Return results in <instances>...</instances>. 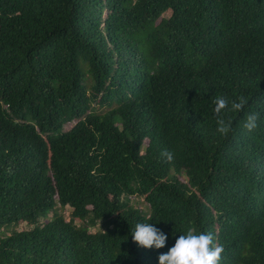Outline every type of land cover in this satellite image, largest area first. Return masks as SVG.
Instances as JSON below:
<instances>
[{
  "label": "trees",
  "instance_id": "1",
  "mask_svg": "<svg viewBox=\"0 0 264 264\" xmlns=\"http://www.w3.org/2000/svg\"><path fill=\"white\" fill-rule=\"evenodd\" d=\"M189 230L264 264V0H0V264H159Z\"/></svg>",
  "mask_w": 264,
  "mask_h": 264
},
{
  "label": "clouds",
  "instance_id": "2",
  "mask_svg": "<svg viewBox=\"0 0 264 264\" xmlns=\"http://www.w3.org/2000/svg\"><path fill=\"white\" fill-rule=\"evenodd\" d=\"M215 113L219 114L228 106V101L223 97H217L214 101ZM245 100L240 98V102H232L234 110L243 108ZM257 114H248L244 127L252 131L257 127ZM218 130L222 133L228 131L223 119H218ZM162 155L168 160L172 159V153L165 150ZM132 239L140 246L157 249L166 245L168 236L152 225L151 223L138 222L132 229ZM222 247L213 244V235L211 233H199L189 230L186 234L179 235L176 238L174 246L167 253L159 255V264H218Z\"/></svg>",
  "mask_w": 264,
  "mask_h": 264
},
{
  "label": "rangeland",
  "instance_id": "3",
  "mask_svg": "<svg viewBox=\"0 0 264 264\" xmlns=\"http://www.w3.org/2000/svg\"><path fill=\"white\" fill-rule=\"evenodd\" d=\"M133 203H134V205H139V201L138 200H134L133 201ZM72 211V208L68 205V206H66L65 208H64V210H63V214H64V217H66L67 219H69V216H70V212ZM52 216V214H50V217ZM26 228H28V226L26 225V224H23V225H21L20 226V230L21 229H26ZM100 228V224H98L96 227H94V228H92V230H97V229H99Z\"/></svg>",
  "mask_w": 264,
  "mask_h": 264
}]
</instances>
